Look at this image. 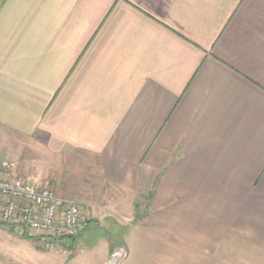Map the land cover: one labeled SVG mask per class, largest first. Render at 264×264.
<instances>
[{"label":"crops","instance_id":"0c3cea01","mask_svg":"<svg viewBox=\"0 0 264 264\" xmlns=\"http://www.w3.org/2000/svg\"><path fill=\"white\" fill-rule=\"evenodd\" d=\"M71 153L183 250L264 245V0H0V158Z\"/></svg>","mask_w":264,"mask_h":264},{"label":"rangeland","instance_id":"374dc122","mask_svg":"<svg viewBox=\"0 0 264 264\" xmlns=\"http://www.w3.org/2000/svg\"><path fill=\"white\" fill-rule=\"evenodd\" d=\"M34 158L21 168L23 175L17 173L15 177L74 202L84 210L91 227L80 233L76 239L83 236L75 243L64 238L20 234L2 222L5 203L0 201V254L7 256L8 264H69L74 256L83 253L89 263L104 264L106 260L109 264L111 251L116 247L127 253L122 264H264V245L237 235L230 236L213 254L181 249L161 231L146 225L149 199L139 197L133 210L127 192L105 186L97 179L94 159L87 154L71 153L55 160L39 159L37 155ZM29 173L33 176L27 177ZM24 236L40 241L25 240ZM104 249H109L106 259L100 254Z\"/></svg>","mask_w":264,"mask_h":264},{"label":"built area","instance_id":"2783aa9c","mask_svg":"<svg viewBox=\"0 0 264 264\" xmlns=\"http://www.w3.org/2000/svg\"><path fill=\"white\" fill-rule=\"evenodd\" d=\"M16 164L0 158V201L5 203L1 220L20 234L49 238H76L91 227L77 204L60 199L53 191L17 179Z\"/></svg>","mask_w":264,"mask_h":264},{"label":"water","instance_id":"95a60500","mask_svg":"<svg viewBox=\"0 0 264 264\" xmlns=\"http://www.w3.org/2000/svg\"><path fill=\"white\" fill-rule=\"evenodd\" d=\"M126 256V251L116 247L111 251L109 264H122Z\"/></svg>","mask_w":264,"mask_h":264},{"label":"trees","instance_id":"16d2710c","mask_svg":"<svg viewBox=\"0 0 264 264\" xmlns=\"http://www.w3.org/2000/svg\"><path fill=\"white\" fill-rule=\"evenodd\" d=\"M12 233L14 232V230L11 231ZM25 240H31V241H34L35 243L39 242L40 241V238H37V237H31V236H24L23 237ZM65 240H68V241H75L76 238H64Z\"/></svg>","mask_w":264,"mask_h":264}]
</instances>
